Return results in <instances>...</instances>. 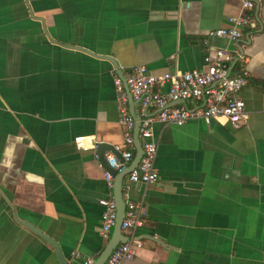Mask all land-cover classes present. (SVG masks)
Wrapping results in <instances>:
<instances>
[{
  "label": "crops",
  "instance_id": "obj_1",
  "mask_svg": "<svg viewBox=\"0 0 264 264\" xmlns=\"http://www.w3.org/2000/svg\"><path fill=\"white\" fill-rule=\"evenodd\" d=\"M242 13L239 0H0V264H59L19 221L56 241L66 264L94 261L113 227L103 239L97 200L125 210L122 189L143 223L121 264H264V0L238 41L203 42ZM206 45L246 57V119L153 124L157 180H127L133 155L108 188L73 138L125 148L112 74L202 68Z\"/></svg>",
  "mask_w": 264,
  "mask_h": 264
},
{
  "label": "built area",
  "instance_id": "obj_2",
  "mask_svg": "<svg viewBox=\"0 0 264 264\" xmlns=\"http://www.w3.org/2000/svg\"><path fill=\"white\" fill-rule=\"evenodd\" d=\"M261 1L239 0L244 13L228 16L227 26L208 30L203 42L206 43L207 37L238 41L243 35V28L251 20L250 11ZM245 62L246 57L237 49L206 45L202 68L153 73L144 65L137 64L129 66L121 75L113 73L111 79L117 102V120L122 127L125 148L114 146L122 158L120 162L112 153H104L107 166L121 171L134 155L135 117L138 118L137 138L141 154L126 178L129 182L142 185L154 183L158 177L154 166L157 142L153 136V124L181 126L190 119L199 118L205 123L223 119L237 127L247 117L243 101L238 96L240 88L249 81V71L243 65ZM163 87L164 91L161 90ZM128 97L132 105L128 103ZM187 101L190 105H186ZM73 143L77 149L91 150L93 159L101 168L104 182L110 188L112 174L99 162L95 152L100 141L93 136H75ZM122 195L125 210L119 229L124 240L111 250L103 264H121L130 260L142 246L135 234V229L143 223L141 204L128 199L125 189H122ZM97 203L101 207L100 235L106 239L115 222V202L112 196H107L99 198ZM92 261L87 256L79 264H92Z\"/></svg>",
  "mask_w": 264,
  "mask_h": 264
},
{
  "label": "water",
  "instance_id": "obj_3",
  "mask_svg": "<svg viewBox=\"0 0 264 264\" xmlns=\"http://www.w3.org/2000/svg\"><path fill=\"white\" fill-rule=\"evenodd\" d=\"M120 75H121V72H120ZM128 101H129L128 103L130 105H132V102H131L129 97H128ZM135 119H136V122H135L134 133H133L135 152H134V156H133V162H132L129 170L137 164L138 159H139L140 154H141L140 142H139V139L137 138L138 118L135 117ZM226 127L230 128V123H227ZM106 149H109V151L115 156V158L118 162H120L122 160V158H121L119 152L113 151L112 146H108V144H106L104 142H100L97 144L95 152L98 156L99 162L105 168H107L111 172L112 175H114L117 171L114 168H110L109 166H107V162L104 159V151ZM129 170L126 172V175L129 172ZM116 209H117L116 210V218H115V223L112 227L111 236H110L106 246L103 248L101 253L93 261L92 264H102L104 262V260L107 258V256L109 255V253L111 252V250L116 246V244L119 241L122 242L124 240V236H122L120 234V231H119V224H120V221H121L122 216H123L124 205L120 202L118 204V206L116 205ZM19 223H21L22 225L29 228L31 231H33L36 235H38L42 240H44L46 243H48L53 248V251L56 255V258H57L59 264H66V260L62 256L61 251L59 250V246H58L56 241H54L53 239H51L50 237L45 235L43 232H41L38 228H36L34 225L30 224L29 222L19 221Z\"/></svg>",
  "mask_w": 264,
  "mask_h": 264
}]
</instances>
